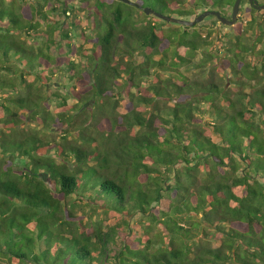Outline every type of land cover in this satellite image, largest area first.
Returning a JSON list of instances; mask_svg holds the SVG:
<instances>
[{
    "label": "trees",
    "instance_id": "trees-1",
    "mask_svg": "<svg viewBox=\"0 0 264 264\" xmlns=\"http://www.w3.org/2000/svg\"><path fill=\"white\" fill-rule=\"evenodd\" d=\"M234 1L0 0V264H264V10H143Z\"/></svg>",
    "mask_w": 264,
    "mask_h": 264
},
{
    "label": "water",
    "instance_id": "water-1",
    "mask_svg": "<svg viewBox=\"0 0 264 264\" xmlns=\"http://www.w3.org/2000/svg\"><path fill=\"white\" fill-rule=\"evenodd\" d=\"M240 3H241V0L234 1L230 19L222 15L219 10H215V9L204 10L198 13L193 19H183V18L176 17V16L164 15L148 7H145L143 10L146 14H153L165 21L177 23L183 26H188V27L195 26L201 23L207 16H210V15L216 16L217 19L224 25L233 26L237 22V16L240 11ZM249 3L256 10H264V3L260 4L258 0H249Z\"/></svg>",
    "mask_w": 264,
    "mask_h": 264
},
{
    "label": "rangeland",
    "instance_id": "rangeland-1",
    "mask_svg": "<svg viewBox=\"0 0 264 264\" xmlns=\"http://www.w3.org/2000/svg\"><path fill=\"white\" fill-rule=\"evenodd\" d=\"M259 3H260V1H259ZM230 14H231V12H230ZM180 18L192 19L191 17H186V16H181ZM81 20H82V23H83V26L85 27V29H87L88 27L92 26L90 20L85 19L84 17ZM238 21H239V19H238V16H237V22ZM202 24L205 27H211L212 26V23H210L209 20L203 21ZM220 24L221 23H218L216 25L215 31H214V36L217 38V43L218 44H221L220 32H227L228 30L232 29V28H228L227 25H223V24L220 25ZM50 51L53 52V53H56V51L54 50V48L52 46L50 47ZM188 74L192 75V73H190V72H188ZM82 199H83V197L81 195H72L71 196V200L75 203L74 210H75V213L77 215H82V213H88L87 215H91L92 219H96L97 217H98V219H102V218L105 217V214L103 213V209L102 208L99 207V208H96L95 211H92L93 208L91 207V205H89L87 202H84L85 200L82 201ZM90 211H92V212L90 213ZM106 219L108 220L109 224H114V220L109 219V218H106Z\"/></svg>",
    "mask_w": 264,
    "mask_h": 264
}]
</instances>
